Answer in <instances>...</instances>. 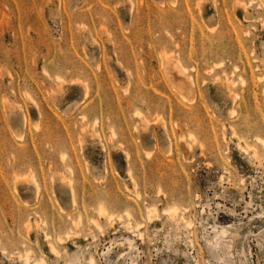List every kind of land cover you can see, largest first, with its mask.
Masks as SVG:
<instances>
[{
  "label": "rangeland",
  "instance_id": "obj_1",
  "mask_svg": "<svg viewBox=\"0 0 264 264\" xmlns=\"http://www.w3.org/2000/svg\"><path fill=\"white\" fill-rule=\"evenodd\" d=\"M260 1L0 0V264H264Z\"/></svg>",
  "mask_w": 264,
  "mask_h": 264
},
{
  "label": "bare ground",
  "instance_id": "obj_2",
  "mask_svg": "<svg viewBox=\"0 0 264 264\" xmlns=\"http://www.w3.org/2000/svg\"><path fill=\"white\" fill-rule=\"evenodd\" d=\"M263 3H264V0H261L260 1V3L259 4H261L262 6H263ZM264 22H262V24H263ZM177 61L178 60H175L174 61V63H173V65H172V67H173V69H175V71L177 72V73H179V74H183V70H182V68L183 67H181L182 65H180V63L178 64L177 63ZM261 61H262V59H261ZM176 62V63H175ZM235 68V67H234ZM184 69H186V68H184ZM173 81V80H172ZM189 80L188 79H185V78H181V82H180V86L178 85V86H176V85H174V83L173 82H171L170 84H172V88L173 89H176V91L177 92H179V94H181V95H186V94H188V95H190L192 92H191V87H190V82H188ZM227 85V84H226ZM228 85H229V83H228ZM228 85H227V87L226 88H228ZM230 85H231V83H230ZM264 90V89H263ZM184 97V96H183ZM258 139L260 140V141H262V143L264 144V138H261V137H258ZM253 156H254V158L255 159H257L258 160V162H259V159H258V157L257 156H255V153H253ZM256 160V161H257ZM253 163V162H252ZM221 183V182H220ZM74 199V198H73ZM75 202V201H74ZM186 208V207H185ZM174 210V209H173ZM106 210H105V208H103V207H101L100 208V213L103 215L104 214V212H105ZM175 211V210H174ZM150 212V211H149ZM127 213H129V212H127ZM109 216H111V215H109ZM112 223V222H111ZM191 221H187V226H190L191 225ZM30 225V224H29ZM138 225V224H137ZM136 225V226H137ZM232 226V225H231ZM136 228V227H135ZM233 228V227H232ZM235 229V228H234ZM238 229V228H237ZM213 231H214V233H213V235H210V238L209 239H207L206 241H207V244H209L210 246H212V248H214L219 254H220V256H219V258H222V256L223 255H226V253H227V251L225 250V247H223V246H228V247H231L232 246V243L234 242V239L237 237V234H238V232H237V230H234V231H232V230H230V228L228 227V226H219V227H217V226H214L213 227ZM70 235V234H69ZM68 235V236H69ZM139 235H140V237L142 236V233H139ZM47 236V235H46ZM49 236V235H48ZM47 236V237H48ZM68 236H67V238H68ZM69 238H70V236H69ZM238 238V237H237ZM61 240H63V239H61ZM236 241V240H235ZM49 249H50V252H52L53 254H58L59 253V250L57 249V247H56V245H54V244H52L51 242H49ZM29 251L28 252H26L25 253V255H24V262H25V264H29V262H30V255H29ZM20 258V257H19ZM35 263L36 264H45L46 263V261H45V259L43 258V257H41L40 259H38V260H36L35 261ZM88 263L89 264H96L95 263V260L92 258V257H90L89 258V260H88ZM52 264V263H51ZM242 264H244V262L242 263Z\"/></svg>",
  "mask_w": 264,
  "mask_h": 264
}]
</instances>
